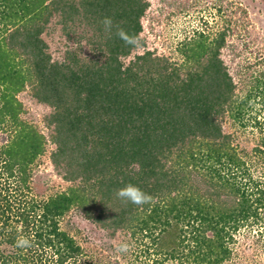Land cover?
I'll return each instance as SVG.
<instances>
[{"label": "trees", "instance_id": "trees-1", "mask_svg": "<svg viewBox=\"0 0 264 264\" xmlns=\"http://www.w3.org/2000/svg\"><path fill=\"white\" fill-rule=\"evenodd\" d=\"M148 6L0 0V264H80L81 246L60 226L72 209L112 235L148 237L161 260L193 264H224L239 230L264 227V184L221 120L263 131L251 150L264 158V68L235 81L220 56L228 28L181 42V63L145 49L143 38L138 53L105 33L101 20L111 17L140 36ZM56 26L74 44L61 59L43 36ZM26 90L49 108L48 139L21 116ZM255 99L262 110L252 112ZM47 142L71 184L37 200L31 170ZM128 184L154 202L125 206L114 192ZM20 236L32 246L17 247Z\"/></svg>", "mask_w": 264, "mask_h": 264}, {"label": "rangeland", "instance_id": "rangeland-1", "mask_svg": "<svg viewBox=\"0 0 264 264\" xmlns=\"http://www.w3.org/2000/svg\"><path fill=\"white\" fill-rule=\"evenodd\" d=\"M148 2L140 33L145 42V49L181 63L183 60L179 52L181 42L192 38L197 31H202L212 38L221 29L228 28L220 56L235 81L238 82L239 78L250 75L253 69L264 68V65H252L256 60L264 58V0H148ZM43 36L54 59H61L66 47L74 45L65 39L59 26L48 29ZM143 49V47L137 49V52L141 53ZM17 97L23 104L22 118L35 124L48 139L50 128L44 125L43 116L49 108L36 102L27 90L20 92ZM259 103L260 101L255 99L252 112L262 110ZM262 113L264 110L260 113V120L263 117ZM246 119L249 120L250 117L246 115ZM221 120L224 131L231 133L232 144L236 145L238 150L248 152L247 165L264 184V158L255 155L251 150L263 131L260 132L257 127L251 126V123L241 127L228 115H224ZM53 147V144L47 142L46 152L39 157L31 170V195L37 200L62 191L71 184L50 161L49 154ZM60 226L81 246L80 264H193L184 259L161 260L162 255L155 252V247L151 245L152 241L148 237L140 233L123 231L112 235L76 209L63 216ZM259 228L262 230L261 235L258 232ZM259 228L256 226L251 229L242 228L236 233L235 243L231 244V257L224 264H264V227ZM122 243L129 244L130 251L118 252V246Z\"/></svg>", "mask_w": 264, "mask_h": 264}, {"label": "clouds", "instance_id": "clouds-1", "mask_svg": "<svg viewBox=\"0 0 264 264\" xmlns=\"http://www.w3.org/2000/svg\"><path fill=\"white\" fill-rule=\"evenodd\" d=\"M103 29L109 37L113 34L124 42L125 45L133 48L140 49L143 47L142 37L138 34L132 35L125 31L118 24H114L111 17H104L101 20ZM115 197L120 200L125 206L128 204L143 206L145 204H151L154 202V198L149 193L145 192L137 185L128 184L121 187L114 192ZM18 231L20 229L18 228ZM16 246L19 248H26L32 246V241L30 238L25 236L18 237L16 241ZM131 246L127 243H122L118 246V252L127 253L130 251Z\"/></svg>", "mask_w": 264, "mask_h": 264}]
</instances>
